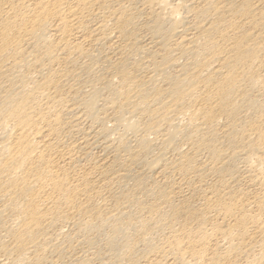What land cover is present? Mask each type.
Masks as SVG:
<instances>
[{"label":"bare ground","instance_id":"1","mask_svg":"<svg viewBox=\"0 0 264 264\" xmlns=\"http://www.w3.org/2000/svg\"><path fill=\"white\" fill-rule=\"evenodd\" d=\"M0 264H264V0H0Z\"/></svg>","mask_w":264,"mask_h":264}]
</instances>
